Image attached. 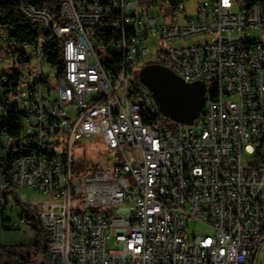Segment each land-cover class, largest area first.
Segmentation results:
<instances>
[{
	"label": "built area",
	"instance_id": "2783aa9c",
	"mask_svg": "<svg viewBox=\"0 0 264 264\" xmlns=\"http://www.w3.org/2000/svg\"><path fill=\"white\" fill-rule=\"evenodd\" d=\"M12 1L38 33L21 42L0 21V214L19 189L47 196L25 204L49 232L48 264H253L264 253V0H204L193 15L191 0ZM163 52L182 81L205 86L190 125L133 74ZM96 136L114 162L77 168L74 145ZM189 219L213 232L188 238Z\"/></svg>",
	"mask_w": 264,
	"mask_h": 264
},
{
	"label": "rangeland",
	"instance_id": "374dc122",
	"mask_svg": "<svg viewBox=\"0 0 264 264\" xmlns=\"http://www.w3.org/2000/svg\"><path fill=\"white\" fill-rule=\"evenodd\" d=\"M204 0H191L187 6L188 15L195 14L196 5L198 2ZM195 37H191L184 40H179L172 42L171 44L182 45L187 43H192L195 41ZM161 48L164 50L169 49L170 43L162 42L160 44ZM146 62L142 61L138 63L133 71V74L138 80H141L140 72L145 66ZM32 64L23 63L21 67H16L15 70L21 73L28 71ZM45 70H47L51 77H56L58 73L57 68L51 67L49 65H44ZM179 77V75H177ZM101 152V154H99ZM101 155V156H100ZM74 163L77 166V160L79 159L82 163L86 165H91L92 163H97L101 161V167L109 163L114 162V150H109L101 136H96L92 140L86 142H81L75 144L73 147ZM77 168H79L77 166ZM47 196L33 190L32 188L19 189L16 195L9 197L8 204L3 213L0 214V246L7 247L9 250H20L19 256L15 257L13 254L6 255L5 257L9 260V264H48L45 255L44 248L47 243L44 238H40V245L38 249H31V258L27 260L24 256V251L22 246H28L35 241H37V232L27 223H21L22 218V207L21 203H27L32 201H39L46 199ZM20 202V204L18 203ZM107 210H103V214H107ZM187 226V232L185 235L188 238H193L197 232L199 233H212L213 227L210 223L202 219H189ZM21 229V230H19ZM264 264V254L259 253L256 257V264Z\"/></svg>",
	"mask_w": 264,
	"mask_h": 264
},
{
	"label": "water",
	"instance_id": "95a60500",
	"mask_svg": "<svg viewBox=\"0 0 264 264\" xmlns=\"http://www.w3.org/2000/svg\"><path fill=\"white\" fill-rule=\"evenodd\" d=\"M140 75L164 114L187 125L199 117L206 94L201 81L187 83L169 69L152 64L145 65ZM255 256L256 253H253V264Z\"/></svg>",
	"mask_w": 264,
	"mask_h": 264
},
{
	"label": "trees",
	"instance_id": "16d2710c",
	"mask_svg": "<svg viewBox=\"0 0 264 264\" xmlns=\"http://www.w3.org/2000/svg\"><path fill=\"white\" fill-rule=\"evenodd\" d=\"M30 1V0H28ZM257 0H243L242 5L245 9H249ZM0 21L6 24L13 26L16 29V33L19 36V41H34L36 38V34L38 30L34 29L32 24L24 18V16L19 12L18 5L14 3L12 0H3L2 4H0ZM148 64L157 65L164 69H169L174 74L177 75L175 66L172 64L171 60L168 58L166 53H159L158 58L154 62H149ZM20 204V202L18 201ZM22 207V217L25 218L28 225H30L37 232V241L28 245L22 246V250L29 249H38L41 241L40 238H44L45 242L49 243V232L42 226L41 221L38 217V214L33 212L30 208L26 206V204L21 203ZM46 247L44 248V252L46 251ZM20 251L9 250L7 247L0 246V258L9 255L16 254Z\"/></svg>",
	"mask_w": 264,
	"mask_h": 264
},
{
	"label": "crops",
	"instance_id": "0c3cea01",
	"mask_svg": "<svg viewBox=\"0 0 264 264\" xmlns=\"http://www.w3.org/2000/svg\"><path fill=\"white\" fill-rule=\"evenodd\" d=\"M15 251L17 252V251H20V250H15ZM23 251H24V256L27 258V260L30 259L31 256L27 255L26 252H25V250H23ZM259 253L264 254V253L258 251L257 254H256V257H257V255ZM19 254H20V252H18L16 254H13V255H15V257H17V256H19ZM0 264H9V260L4 256V257L0 258ZM259 264H262V263H259Z\"/></svg>",
	"mask_w": 264,
	"mask_h": 264
},
{
	"label": "flooded vegetation",
	"instance_id": "af4514ba",
	"mask_svg": "<svg viewBox=\"0 0 264 264\" xmlns=\"http://www.w3.org/2000/svg\"><path fill=\"white\" fill-rule=\"evenodd\" d=\"M27 255L31 256V249L25 251Z\"/></svg>",
	"mask_w": 264,
	"mask_h": 264
}]
</instances>
